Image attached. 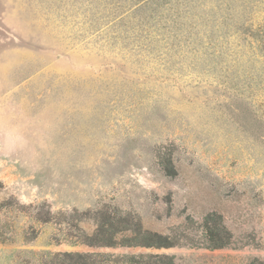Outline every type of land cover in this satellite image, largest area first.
I'll list each match as a JSON object with an SVG mask.
<instances>
[{
    "label": "rangeland",
    "instance_id": "rangeland-1",
    "mask_svg": "<svg viewBox=\"0 0 264 264\" xmlns=\"http://www.w3.org/2000/svg\"><path fill=\"white\" fill-rule=\"evenodd\" d=\"M96 211L180 243L57 221L90 234ZM210 212L231 246L189 244ZM62 252L264 264V0H0V264Z\"/></svg>",
    "mask_w": 264,
    "mask_h": 264
},
{
    "label": "trees",
    "instance_id": "trees-1",
    "mask_svg": "<svg viewBox=\"0 0 264 264\" xmlns=\"http://www.w3.org/2000/svg\"><path fill=\"white\" fill-rule=\"evenodd\" d=\"M176 15V14H175ZM179 16V15H177ZM158 163L167 175H174L175 169L169 157L159 156ZM96 225L88 234L73 221L65 218H57V221L65 222L75 228L72 242H80L89 246H141L147 248H168L179 244V240L169 234H162L142 228L140 222L131 219L127 215L116 212H95ZM48 221V218L42 219ZM200 234L197 242H189L192 245H201L208 249H219L231 246L232 233L224 225L222 217L216 212L204 215L199 223ZM196 243V244H193ZM56 263L52 260L45 264H98L100 253L62 252L58 254ZM128 264H177L174 256L169 254H128L122 256Z\"/></svg>",
    "mask_w": 264,
    "mask_h": 264
}]
</instances>
